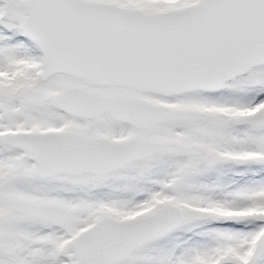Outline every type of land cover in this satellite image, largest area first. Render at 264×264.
<instances>
[{"label":"snow or ice","instance_id":"6c2138e0","mask_svg":"<svg viewBox=\"0 0 264 264\" xmlns=\"http://www.w3.org/2000/svg\"><path fill=\"white\" fill-rule=\"evenodd\" d=\"M0 264H264V0H0Z\"/></svg>","mask_w":264,"mask_h":264}]
</instances>
